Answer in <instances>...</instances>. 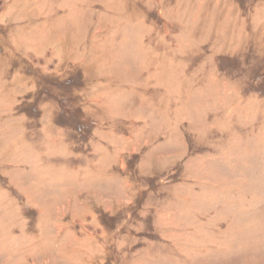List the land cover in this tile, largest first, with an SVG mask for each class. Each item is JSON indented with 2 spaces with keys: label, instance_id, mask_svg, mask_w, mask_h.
Wrapping results in <instances>:
<instances>
[{
  "label": "rangeland",
  "instance_id": "374dc122",
  "mask_svg": "<svg viewBox=\"0 0 264 264\" xmlns=\"http://www.w3.org/2000/svg\"><path fill=\"white\" fill-rule=\"evenodd\" d=\"M0 264H264V0H0Z\"/></svg>",
  "mask_w": 264,
  "mask_h": 264
}]
</instances>
